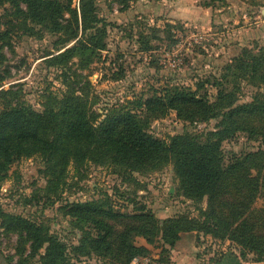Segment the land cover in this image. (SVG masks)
<instances>
[{"label": "rangeland", "instance_id": "1", "mask_svg": "<svg viewBox=\"0 0 264 264\" xmlns=\"http://www.w3.org/2000/svg\"><path fill=\"white\" fill-rule=\"evenodd\" d=\"M93 1L107 26L106 50L66 58L62 53L77 46L68 32L32 21L29 31L16 15L17 5L26 11L22 0H0V31L9 33L0 38V112L21 103L42 112L50 98L78 91L99 124L113 110L138 112V101L165 89H191L219 105L215 116L169 110L144 120L161 140L185 135L218 143L225 180L213 195L188 194L172 161L133 170L89 157L72 162L66 185L49 194L43 159L22 158L0 182V264L17 260L23 247L24 257L31 254L29 243L1 226V212L42 225L71 264H221L228 256L264 264V111L229 116L230 109L264 103V0ZM71 9L79 12L80 0ZM68 11L63 25L73 20ZM147 39L149 50L141 44ZM91 201L117 214L98 217L112 230L109 249L92 246L104 232L70 213ZM128 246L138 250L133 258Z\"/></svg>", "mask_w": 264, "mask_h": 264}, {"label": "trees", "instance_id": "2", "mask_svg": "<svg viewBox=\"0 0 264 264\" xmlns=\"http://www.w3.org/2000/svg\"><path fill=\"white\" fill-rule=\"evenodd\" d=\"M22 2L26 11H21L17 5L16 15L23 19L27 30L33 31L28 27V22L32 21L54 33L66 31L70 34L68 41L76 40L77 46L66 49L61 57L72 58L86 52L100 56L106 50L107 26L98 15L93 0H80L79 12L71 9L73 0ZM66 10L72 14L73 20L63 25L61 21H65L63 14ZM8 35L7 30L0 31L1 39ZM142 41L141 44L149 50L150 41ZM259 78L264 81V75ZM77 92L66 91L61 99L50 98L42 112L25 103L4 107L0 112V182L6 179L14 162L39 156L45 162L44 172L50 178L47 186L49 194L58 193L66 185L68 167L72 162H81L89 157L100 163L112 159L114 163L133 170L156 169L164 162L172 161L188 194L213 195L223 184L225 172L218 143L201 144L185 135H177L170 141L161 140L149 132L148 121L144 120L169 110L177 111L184 118L208 119L215 116L219 105L215 107L207 98L198 96L191 89L171 88L165 89L163 96L158 98L138 101V112L133 109L113 110L96 124L89 102L82 93L77 95ZM220 101L221 94L218 96ZM233 102L235 99L230 104ZM251 108L264 111V103L230 109L229 116ZM104 205L101 201L77 203L70 213L89 219L95 229L104 232L100 238L91 239L92 246L109 249L111 244L108 238L112 230L98 217L115 218L117 214L111 210L105 211ZM1 220V226L8 232L16 233L25 244L29 243L31 250V254L24 257L23 247L17 260L13 258L1 264H36L33 260L37 255V264H71L65 246L55 236H50L42 225L5 212H1ZM44 247L45 252L40 254ZM127 250L131 251V258L138 251L132 246H128ZM232 257L228 256L226 264H241L236 256Z\"/></svg>", "mask_w": 264, "mask_h": 264}, {"label": "crops", "instance_id": "3", "mask_svg": "<svg viewBox=\"0 0 264 264\" xmlns=\"http://www.w3.org/2000/svg\"><path fill=\"white\" fill-rule=\"evenodd\" d=\"M238 258V257H237ZM238 260H239V262L242 264V261L240 260V258H238ZM228 262V257H225V258H223V264L225 263H227Z\"/></svg>", "mask_w": 264, "mask_h": 264}]
</instances>
